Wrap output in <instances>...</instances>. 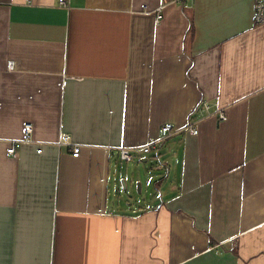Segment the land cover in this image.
<instances>
[{
	"label": "crops",
	"instance_id": "0c3cea01",
	"mask_svg": "<svg viewBox=\"0 0 264 264\" xmlns=\"http://www.w3.org/2000/svg\"><path fill=\"white\" fill-rule=\"evenodd\" d=\"M253 14V0H0V264H264ZM191 121L198 135L159 142L152 204L124 207L118 149ZM27 123L35 142L9 154Z\"/></svg>",
	"mask_w": 264,
	"mask_h": 264
},
{
	"label": "built area",
	"instance_id": "2783aa9c",
	"mask_svg": "<svg viewBox=\"0 0 264 264\" xmlns=\"http://www.w3.org/2000/svg\"><path fill=\"white\" fill-rule=\"evenodd\" d=\"M28 4L32 3V0H26ZM173 2H182L183 0H172ZM254 3V14L253 20L255 25H262L264 24V0H253ZM59 4L64 7H68V0H59ZM162 18L161 8L157 13L156 21L160 22ZM9 66L13 68V61L9 62ZM201 108L208 111V116H216L218 117L219 121H224L227 119V113L225 107L216 106L213 109L212 103L208 99H203L199 105ZM177 131H185L189 132L193 135L199 134V129L195 125V122H188L186 126L181 129H177L174 127L172 123H166L162 127L163 137L159 140H151L147 144L138 147V148H130L126 146H121L118 149L119 156L124 161H132L136 158V153L143 152L144 154L151 153L153 151H158L159 142L163 139L170 137L173 132ZM33 132V124L27 123L25 125V138L22 140H14L9 143L8 153L11 155H15L17 153V145L21 143H34V139L31 137ZM59 144L67 145L72 150L74 156H79L81 152V145L75 144L71 141L69 134H64L61 138ZM42 151V147L40 146L38 152Z\"/></svg>",
	"mask_w": 264,
	"mask_h": 264
},
{
	"label": "rangeland",
	"instance_id": "374dc122",
	"mask_svg": "<svg viewBox=\"0 0 264 264\" xmlns=\"http://www.w3.org/2000/svg\"><path fill=\"white\" fill-rule=\"evenodd\" d=\"M140 153L144 154L143 152ZM164 154L165 153L162 152L161 155ZM145 155L149 157V161L144 162L139 157L132 161H124L121 159L120 162H117L116 166V170L121 168L125 171L123 177L118 180L119 191L117 192L118 195L116 198L120 200L124 207L130 206L132 210L140 209L141 204L144 203L145 200H150V204H152L151 192L154 188L155 191L158 192L156 190V184L159 182L160 171L165 172L162 167L164 157L161 158V155L155 153V151ZM134 170L136 173H134ZM132 174L136 180L135 183L130 181V176Z\"/></svg>",
	"mask_w": 264,
	"mask_h": 264
}]
</instances>
